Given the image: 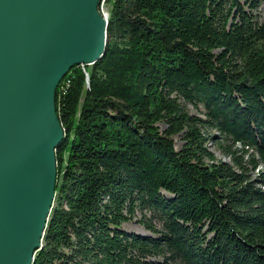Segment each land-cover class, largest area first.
Returning <instances> with one entry per match:
<instances>
[{"label":"trees","instance_id":"16d2710c","mask_svg":"<svg viewBox=\"0 0 264 264\" xmlns=\"http://www.w3.org/2000/svg\"><path fill=\"white\" fill-rule=\"evenodd\" d=\"M104 2V54L56 87L64 136L32 264H264L261 0ZM136 209L161 227L122 228Z\"/></svg>","mask_w":264,"mask_h":264},{"label":"water","instance_id":"95a60500","mask_svg":"<svg viewBox=\"0 0 264 264\" xmlns=\"http://www.w3.org/2000/svg\"><path fill=\"white\" fill-rule=\"evenodd\" d=\"M100 0H0V264H32L64 136L56 87L105 52Z\"/></svg>","mask_w":264,"mask_h":264},{"label":"rangeland","instance_id":"374dc122","mask_svg":"<svg viewBox=\"0 0 264 264\" xmlns=\"http://www.w3.org/2000/svg\"><path fill=\"white\" fill-rule=\"evenodd\" d=\"M98 8L105 16L108 15V10H107V7H106L104 0L100 1V7L98 6ZM258 12L261 15H264V0H261V3L258 6ZM180 100L185 103V106L188 109L189 113L194 114L196 116L205 117L204 113H203V107L201 105L193 106L192 104L185 102L183 98H181ZM160 126L162 128H164L165 124L163 122H161ZM203 131L205 133H208V134L212 133L213 135H217V133H218V131L214 128H203ZM173 137H174V142H175V148L178 149L179 147H181V144H182V139L180 137V134H175ZM206 146L208 149H210L212 151L215 158L221 159L222 161H230V157L227 154H225V152H223L217 146V143H215L213 140L206 141ZM261 166L264 169V165L261 164L260 167ZM250 173L254 179L256 177L255 175L257 174V169L254 171H251ZM163 192L167 195H170L168 192H165V190H163ZM53 203H54V199L52 201V205H53ZM50 210H51V208H50ZM142 220L147 221V222H151L158 228L161 227V220L160 219L153 216L149 211H144V214H143V212H141L139 209H136L134 218L129 220V221L123 222L121 224V227L124 228L125 230L132 231L135 233H142V234L150 233V231L144 226V223Z\"/></svg>","mask_w":264,"mask_h":264},{"label":"bare ground","instance_id":"6f19581e","mask_svg":"<svg viewBox=\"0 0 264 264\" xmlns=\"http://www.w3.org/2000/svg\"><path fill=\"white\" fill-rule=\"evenodd\" d=\"M33 261V260H32Z\"/></svg>","mask_w":264,"mask_h":264}]
</instances>
